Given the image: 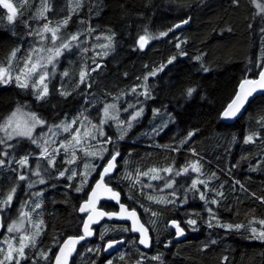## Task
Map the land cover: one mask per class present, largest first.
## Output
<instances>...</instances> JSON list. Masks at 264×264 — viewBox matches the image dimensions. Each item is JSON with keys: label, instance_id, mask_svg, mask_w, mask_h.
<instances>
[{"label": "snow or ice", "instance_id": "1", "mask_svg": "<svg viewBox=\"0 0 264 264\" xmlns=\"http://www.w3.org/2000/svg\"><path fill=\"white\" fill-rule=\"evenodd\" d=\"M231 3L235 8L241 6V0H231ZM250 3L264 20V4L258 0H250ZM33 8L35 11L31 12ZM83 9V0H67L66 5L58 10L51 0H40L39 4L33 3V0H0V21L9 29L7 32H0V39L7 38L9 41L4 48V56L0 58V85L14 86L18 94L31 97L32 103L38 107L46 105L54 94L66 98L73 92H78L84 100L83 106L72 114L65 112L63 118L58 117L56 122H49L38 111L33 110L27 98L23 103L13 102L7 112L0 113V173L13 179L7 191L0 192V264H29V260L31 264H70L74 260V254H80L77 245L96 234L95 226L103 218L124 221L125 226L119 231L131 236V240L125 235H120L118 239L106 238L105 228L98 233L101 243L86 251L98 255L121 244H132L138 253V258L132 264H145L146 261L148 264H162L161 253L157 252L149 258L140 246L145 250L151 249L152 232L158 231L162 213L179 211L187 203L190 193L193 197L198 194L207 214V218L195 211L188 214V219L183 223L193 231L198 228L197 220L200 219L209 229L221 228L226 232L247 233L249 239L264 241V218L252 216L247 223L229 222L223 220L212 207L218 208L226 197L223 183L219 188L210 185V181L216 178L215 172L204 179L200 178L204 176L202 158L197 149L190 146L195 143L199 129L187 130L186 134L174 137L171 144L158 145L171 153H191L194 159H186L180 164L175 158H171V162L163 167H137L134 173L128 170V156L122 155L118 145L144 117L147 101L155 100L154 90L148 84L149 78H155L166 65L176 61L177 55L183 57L187 53L177 42V55H170L166 62L147 71L142 83L133 84L127 93L120 92L111 99H108L111 94H107L98 106L90 91L94 87L91 74L101 67L97 58L102 59L114 51L117 33L111 28L99 31L90 22L86 28L66 33L72 16ZM89 12H92V8H89ZM26 13H30L27 19ZM189 19H179L171 27L159 31L158 36L166 37L173 29L186 25ZM80 23H85L83 17ZM17 25H22L23 36L17 35ZM248 28L252 30L253 25L249 23ZM227 31L231 32V27ZM260 34V52L233 82L231 91L217 112V118L221 121L236 118L247 106L253 105L257 97L261 98L259 105H264V27L260 28ZM93 35L95 42L91 44V49L98 51H93L91 60L94 67H89L85 57L90 51L87 47L89 38ZM101 38L104 43L99 42ZM155 38L147 25L143 26L142 34L134 39L133 50L138 48L143 51ZM73 54L81 56L82 62L78 78L72 81L71 87H67L69 70L65 68L63 72H59L58 66ZM202 56L203 53H200L192 59L199 63L198 71L208 73L209 68L204 66ZM124 75L127 76V73ZM199 94V85L195 83L185 84L179 92L185 100ZM129 95L133 100L126 99ZM256 110L259 113L256 119L258 128L243 136L245 144L255 143L257 140L264 142V137L261 136L264 132V107ZM93 112L96 113L95 116L92 115ZM151 114L154 125L156 118H160V123L152 127V133L157 136L175 119L163 104L153 107ZM232 139L235 141L236 137L233 136ZM82 159L85 161L83 167L80 166ZM255 163L264 167L260 159ZM236 167L237 164H232L225 170V174L230 175L231 170ZM249 167L255 170L253 165L250 164ZM121 168L122 176L119 174ZM142 177L147 178V182ZM121 179L129 181L127 191L121 187ZM61 180L65 189L83 193L77 209L81 214L80 224L75 234L61 237L62 243L53 238L55 251L52 248L45 250L39 248L40 237L46 228L42 215L45 189L56 187ZM237 185L253 201L264 205V194L257 196L255 192L249 193L245 185L234 178L231 188L233 193L236 192ZM21 186L25 196L14 209V196ZM193 215L196 218H192ZM165 223L174 230L176 238L185 235V227L177 219L168 218ZM172 242L171 239L163 241L165 247ZM214 244L215 240L203 243L201 250L209 249ZM125 255L124 252L119 255L121 264H127ZM221 260L227 264L228 257L223 256ZM106 264H114V260L107 259Z\"/></svg>", "mask_w": 264, "mask_h": 264}, {"label": "trees", "instance_id": "2", "mask_svg": "<svg viewBox=\"0 0 264 264\" xmlns=\"http://www.w3.org/2000/svg\"><path fill=\"white\" fill-rule=\"evenodd\" d=\"M51 2L58 10L66 5L67 0ZM258 2L264 4V0ZM33 3L39 4L40 0H33ZM83 3L84 9L72 16L66 33L86 28L89 22L99 31L111 28L117 33L114 51L102 59L98 57L97 62L101 67L91 74L94 78V87L90 91L94 94L98 106L105 100L107 94H111L108 95V99H111L120 92L127 93L133 84L142 83L147 71L166 62L170 55H177L178 50L175 47L177 42L187 53L183 57L177 55L176 61L166 65L155 78H149L148 84L154 90L155 100L147 101L144 117L129 130L125 139L118 145L122 155L128 156V170L134 173L137 167L141 169L153 165L163 167L171 162V158H175L180 164L186 159H194L191 153L185 152L183 155L171 153L158 145L171 144L174 137H180L186 134L187 130L197 128L199 134L195 137V143L190 146L195 147L202 158L204 176L200 178L204 179L215 172L216 178L210 181V185L217 188L221 183L224 185L226 199L218 208L212 206L217 214L229 222L247 223L252 216L264 218V205L253 201L239 190L238 185L235 193L231 191L234 178L243 183L249 193L255 192L257 196L264 194V167L255 163L260 159L264 164V142L261 140L249 144L243 142L244 135L258 128L256 119L259 113L256 109L264 107L259 105L261 98L257 97V101L247 106L242 116L233 123H225L217 118V112L231 91L233 82L241 76L249 61L260 52V28L264 27V20L250 0H241L239 8H235L231 0H83ZM89 8H92L91 13ZM34 11V8L31 9V12ZM29 15L30 13H26L25 18H29ZM82 17L85 19L83 25L80 23ZM181 18H190L185 27L173 29L166 37L158 36L159 31L166 30ZM249 23L253 25L252 30L248 28ZM145 25L156 38L151 40L143 51L138 48L133 50L134 39L138 34H142ZM228 27H231V32L227 31ZM7 31L9 29L6 24L0 21V32ZM16 32L18 36L24 35L22 25L16 26ZM93 42L95 35L89 38L87 44L90 51L85 58L89 67H94L91 56L93 51H98L91 49ZM99 42L104 43L102 38ZM8 43L7 38L0 39V58L4 56V48ZM27 46L26 43L25 47ZM200 53H203L201 60L204 66L209 68L208 73L198 71L199 63L192 59ZM81 62L82 57L73 54L67 56L58 67L59 72H63L65 68L69 70L67 87H71L72 81L78 78ZM56 83H59V78ZM190 83L199 85L200 94L185 100L179 92L185 84ZM25 98L32 104L33 110L38 111L49 122H56L58 117L63 118L65 112L72 114L74 110L84 105L80 94L73 92L66 98L54 94L46 105L38 107L32 103L31 97H25L23 93L18 94L14 86L0 85V113L7 112L13 102L23 103ZM126 99L133 100V97L129 95ZM161 104L167 106V110L172 112L175 119L157 136L152 133V127L160 123V118L159 116L156 118L154 125L151 109ZM233 136L236 137L235 141L232 139ZM261 136L264 137V132ZM84 162L83 159L80 161L81 167ZM232 164H237V167L231 170L230 175H226L225 170ZM250 164L255 170L250 169ZM119 174L122 176L123 168ZM12 182L11 177L0 173V192L7 191ZM181 183L184 181L181 180ZM128 184V180L121 179L120 185L125 191ZM24 196L21 186L13 201L14 209ZM82 197L83 193L65 189L63 180L56 187L45 189L42 215L46 228L40 237L39 248L45 250L52 248L55 251L53 238L62 242L61 237L76 233L80 224L77 209ZM193 211L207 218L198 194L193 197L190 193L187 203L179 211L162 213L158 231L152 232L151 251L146 253L149 258L159 252L162 264H224L221 260L223 256L228 257L227 264H264V241L249 239L247 233L226 232L221 228L209 229L200 219L197 220L198 228L193 231L183 223ZM168 218L180 221L181 226L185 227L187 237L180 243L165 247L163 241L171 237V231L165 223ZM192 218L196 217L193 215ZM105 228L106 238L123 234L119 231L122 229L121 226L110 224L103 225L98 233ZM98 233L78 249L80 254H76L71 264H92L93 261L95 264H106L107 259H113L114 264H121L118 254L107 258L104 252L97 255L95 252L86 251L101 243ZM210 240H215L216 244L202 251L201 245ZM137 258L136 248L129 244L125 261L132 264Z\"/></svg>", "mask_w": 264, "mask_h": 264}, {"label": "water", "instance_id": "3", "mask_svg": "<svg viewBox=\"0 0 264 264\" xmlns=\"http://www.w3.org/2000/svg\"><path fill=\"white\" fill-rule=\"evenodd\" d=\"M186 25H187V24H186ZM186 25H181L180 27H185ZM147 46H148V45H146V47H147ZM146 47H145V48H146ZM244 111H245V110H242V113L239 114L236 118H234V119H232V120L223 121V122H225V123H233L236 119H238L239 117L242 116V114L244 113ZM77 214H78L79 216L81 215V214L78 213V211H77ZM103 223H109V224H112V223H115V224H125L124 221L118 220L117 218H112V220H109L108 218H103V220H102L98 225H96L95 228L99 227V226H100L101 224H103ZM168 229H169L171 232L174 233V230L171 229V226H170V225H168ZM94 236H95V234H94ZM94 236H93V237H90V238H86L85 241H81V242L77 245V251H78V249H79L82 245H84L85 243L91 241V240L94 238ZM184 236H185V235H184ZM184 236H183V237H180V238H176V237H174V241H180V240H182V239L184 238ZM61 243H62V242H61ZM122 245H123V244H121V245H119V246H117V247H114L113 249H111V250H109V251L104 252L105 257H109L111 254H113V253L116 252L118 249H120V248L122 247ZM140 247H141V250L144 251L145 253H148V252L150 251V250H145V249H143L142 246H140ZM75 256H76V254H74V257H75ZM70 264H71V261H70Z\"/></svg>", "mask_w": 264, "mask_h": 264}, {"label": "flooded vegetation", "instance_id": "4", "mask_svg": "<svg viewBox=\"0 0 264 264\" xmlns=\"http://www.w3.org/2000/svg\"><path fill=\"white\" fill-rule=\"evenodd\" d=\"M105 224H109V223H103V224H101L99 227H97V228H95V233H98V230H100V228L103 226V225H105ZM110 225H114V226H121V227H123V226H125V224H115V223H112V224H110ZM96 235V234H95ZM121 235H125L126 237H127V239L128 240H131V236H128V234H126V233H123V234H121ZM120 236V235H119ZM119 236H116V238L118 239L119 238ZM95 237V236H94ZM174 233L173 232H171V237L169 238V239H171L173 242L171 243V244H173V243H180V242H182L183 240H185L186 239V237H187V233H186V231H185V236H184V238L182 239V240H180V241H174ZM169 239H167V240H169ZM166 240V241H167ZM171 244H169V245H171ZM128 245L129 244H123L122 245V247L120 248V249H118L116 252H114L113 254H111L109 257H113V256H115V255H117L119 252H126L127 251V249H128ZM168 245V246H169ZM150 251H151V249H150ZM149 251V252H150ZM148 252V253H149ZM108 258V257H107Z\"/></svg>", "mask_w": 264, "mask_h": 264}, {"label": "rangeland", "instance_id": "5", "mask_svg": "<svg viewBox=\"0 0 264 264\" xmlns=\"http://www.w3.org/2000/svg\"><path fill=\"white\" fill-rule=\"evenodd\" d=\"M59 66H60V65H59ZM59 66H58V67H59ZM92 115H93V116H95V115H96V113H95V112H93V113H92ZM112 131H115V130H112ZM143 180H144L145 182H147V178H144ZM15 196H16V195H15ZM15 196H14V199H15ZM19 201H20V200H19ZM18 203H19V202H18ZM120 253H121V252H119L117 256H119V255H120ZM125 253H126V252H125Z\"/></svg>", "mask_w": 264, "mask_h": 264}]
</instances>
